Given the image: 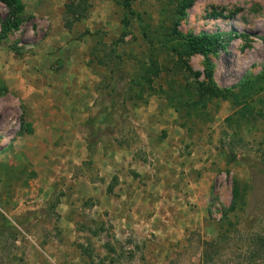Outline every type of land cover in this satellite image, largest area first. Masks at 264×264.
Returning a JSON list of instances; mask_svg holds the SVG:
<instances>
[{
    "label": "rangeland",
    "instance_id": "rangeland-1",
    "mask_svg": "<svg viewBox=\"0 0 264 264\" xmlns=\"http://www.w3.org/2000/svg\"><path fill=\"white\" fill-rule=\"evenodd\" d=\"M16 1L0 264H264V0ZM176 31L234 35L212 79Z\"/></svg>",
    "mask_w": 264,
    "mask_h": 264
},
{
    "label": "trees",
    "instance_id": "trees-1",
    "mask_svg": "<svg viewBox=\"0 0 264 264\" xmlns=\"http://www.w3.org/2000/svg\"><path fill=\"white\" fill-rule=\"evenodd\" d=\"M2 1H4L6 4H8L11 8L16 10L17 12H19L21 9V6L17 4L16 0H2ZM193 1L194 0H183V3L181 5L182 9H186L190 7ZM124 5L126 8H130L131 0H124ZM138 18H140L139 15H138ZM122 23H123V30H122L121 37L124 38L128 34L127 27H128L129 21H128L127 16L124 17ZM16 25H17V22L16 23L14 22L12 26H16ZM176 34H178V37H177L178 43H177V46L175 47V50L179 51L180 48L184 47L181 53L185 52L184 54H186L187 56H190L194 53L203 54L206 58V67H207L206 71L210 79L213 78V63H212L210 56L213 54H216L220 49L225 48V46L234 37L233 34L227 33V32L225 33H222V32L203 33L200 35H192V34L185 35V34L180 33L179 31H176ZM262 40L264 41V36L262 37ZM218 94H221L224 98H227V99L230 97L238 99L237 102L239 101V98L241 97L237 93L228 94V91H225V92L219 91ZM246 108H249V106H247ZM243 115H246V114L243 112ZM235 190L236 191H235V196H234V202L232 204V209L236 208V205H237L236 201L237 199H239V196H240L238 190L237 189Z\"/></svg>",
    "mask_w": 264,
    "mask_h": 264
}]
</instances>
